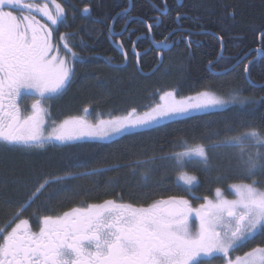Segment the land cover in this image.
I'll return each instance as SVG.
<instances>
[{"label":"snow or ice","instance_id":"obj_1","mask_svg":"<svg viewBox=\"0 0 264 264\" xmlns=\"http://www.w3.org/2000/svg\"><path fill=\"white\" fill-rule=\"evenodd\" d=\"M161 3L163 7H157V11L164 15L168 10L167 0ZM82 11L89 13L90 9L85 6ZM128 12V8L122 9V13ZM37 14L46 18V22L38 19ZM120 15L117 13L112 21ZM183 18L181 13H176V21ZM129 19L144 23L147 28V36H137L136 41L147 38L153 44L167 47L165 42L174 34L170 31L157 42L152 30L162 23L160 16L151 17V22L140 17ZM61 25H67V14L57 0H0V149L29 152L49 145L72 146L85 138L103 140L132 128H149L191 111L257 102L242 97L236 90L228 98L202 91L179 99L175 92L169 91L160 96L163 103L142 113L132 108L123 116L97 119L95 123L86 115H79L57 124L45 105L71 86L75 77L73 62H84L73 50L71 41L75 33H60L58 40L54 38ZM124 25L122 31L127 30V19ZM108 31L111 35V24ZM136 41H132V50L139 64ZM188 43L191 45L190 39ZM118 47L127 59L123 43ZM254 51L257 58L264 53V39ZM212 63L209 61L210 67ZM253 63L254 60H249L245 64L246 76ZM248 82L256 87L254 81ZM28 100L31 104L25 106ZM260 101L264 102V97ZM83 112L88 114L89 109L85 107ZM228 131L233 129L229 126ZM180 146L182 151L167 153L159 159L169 161L177 170V187L193 200L202 199L198 206L183 196L158 199L147 206L108 199L72 207L59 215L39 217L38 231H34L29 219L19 217L49 185L100 175L105 169L92 168L45 179L14 214L13 220L18 222L12 226L10 220L0 226V264H264L262 246L251 248L243 255H233L258 235L264 236V185L254 179L264 175V130L249 126L210 145L181 141ZM220 149L234 150L238 171L250 182L230 184L233 199H228L220 187L215 188L213 198L198 197L195 190L199 180L184 169L193 164L208 170L209 150ZM156 159V156L149 158ZM148 162L135 163L143 166ZM72 167L87 169V161L76 160ZM118 167L113 165L111 169ZM150 172L151 169L142 172L141 179L147 182Z\"/></svg>","mask_w":264,"mask_h":264},{"label":"trees","instance_id":"obj_2","mask_svg":"<svg viewBox=\"0 0 264 264\" xmlns=\"http://www.w3.org/2000/svg\"><path fill=\"white\" fill-rule=\"evenodd\" d=\"M151 4L161 7L160 0H132L130 12L115 20L114 29L122 30L127 19L128 23L132 21L127 31L135 28L138 36H145V24L129 17L150 21L156 13ZM167 4L169 12L162 18L160 28L153 32L155 40H162L177 28L175 16L179 12L184 17L179 24L186 31H176L191 33V50L186 47L187 39L180 42L181 47L168 54L164 64L156 70L154 51L143 56L137 65L130 51L135 37L130 35L123 42V49L127 52L125 59L109 35L108 25L112 17L128 8L129 0H93L90 18L76 13L75 37L71 43L84 62L75 61L71 86L48 102L51 119L62 121L77 116L85 107L103 117H115L132 108L141 111L149 104L154 105L158 94L169 91H179L180 95L186 96L202 91L223 94L236 90L241 96L254 98L257 102L174 120L110 143L51 146L34 153L0 149V226L13 220L20 206L45 179L92 168H104L105 171L100 175L49 185L20 216L33 211L66 208L81 201L117 199L139 206L170 196L186 197L189 194L176 185L177 170L169 161L159 159L160 156L182 151L181 141L210 145L249 126L264 130V102L260 101L264 97V88L251 87L244 73L245 64L257 57L254 49L261 46L258 38L264 33V0H167ZM81 6L78 3L77 7ZM219 39L223 44V56L212 65L211 71L209 61L215 62L221 52ZM149 45L146 38L138 42L137 49L145 51ZM245 57L233 71L224 75L213 74L229 70ZM249 78L256 85L264 84V57L250 65ZM229 126L233 131H228ZM153 156L157 159L150 161ZM209 157L208 170L193 164L184 169L199 180L196 196L213 198L217 187L227 191L230 184L250 182L238 171L234 150H209ZM76 160L87 161V169L72 167ZM138 160L149 162L138 166L135 163ZM113 165L120 167L113 170ZM148 169H151L150 179L145 182L141 173ZM254 179L264 185V175ZM257 246L264 247V236L258 235L243 251Z\"/></svg>","mask_w":264,"mask_h":264},{"label":"flooded vegetation","instance_id":"obj_3","mask_svg":"<svg viewBox=\"0 0 264 264\" xmlns=\"http://www.w3.org/2000/svg\"><path fill=\"white\" fill-rule=\"evenodd\" d=\"M145 1H149V0H145ZM161 1V0H160ZM37 2H43V0H37ZM57 2L58 3H60L63 7H64V9H65V12H66V14H67V25L65 26V25H61L60 27H59V32H57V33H54V38L56 39V40H58L59 39V34L60 33H69V32H71V33H75V29H76V13H79L78 15H80L81 17H83V18H90L91 16H92V2H93V0H57ZM78 3H80L82 6H81V8H78L77 7V5H78ZM87 3H90V5H86ZM152 5V4H151ZM51 8H53V10H54V6H52L51 4L49 5ZM85 6H88L89 7V9H90V12L89 13H83V9H84V7ZM154 8H155V15L154 16H160V19L162 20V18L163 17H165L167 14H168V12H169V6H168V10H167V12H166V14H164V15H160V13L157 11V7L156 6H154V5H152ZM163 7V4L161 3V8ZM120 13H122V12H120ZM17 15H19V13H17ZM124 15V14H123ZM120 16H122V15H120ZM120 16H118V17H120ZM118 17H117V19H118ZM37 18L38 19H41L42 20V22H46V18H42V17H40L38 14H37ZM132 22V21H131ZM130 22V23H131ZM149 22H151V20L149 21ZM175 22H176V24H177V28L174 30V31H176V30H178V29H180V30H182V31H186V30H184V29H182L181 28V26H180V24H179V21H176L175 20ZM130 23H128V25H130ZM133 23H135L134 21H133ZM128 25H127V27H128ZM160 26H161V24H160ZM160 26L159 27H154L153 28V30H152V32H155L156 30H158L159 28H160ZM125 27V26H124ZM124 27H123V29H124ZM128 29V28H127ZM132 30H135V28H133ZM132 30H130V31H127V30H124V31H122V30H120V29H114V26H113V31H112V34L110 35V37H112V39H114L115 40V44L117 45V47H118V44L120 43V42H124V40L126 39V38H129V36H130V32H131V36L132 37H135V40H136V38H137V36H138V32L135 30V31H132ZM180 32V31H176V32H174V34L173 35H171L170 37H169V39L166 41V44L168 45V46H171V49H170V51L169 52H163V51H157L155 48H154V46H153V43H152V41H151V39H149V43H150V45H149V47L145 50V51H139L138 49H137V46H136V50H137V52L138 53H145L143 56H145V55H147L148 53H150V52H152V51H154V53L157 55V64H156V66H155V69L154 70H156L157 68H159V67H161L163 64H164V61H165V58H166V56L168 55V54H171L173 51H176L178 48H180L181 47V45H180V42H182V41H185L186 39V47L188 48V49H190L191 50V48H190V45H189V43H188V40L192 37L191 35H190V37H189V34L187 33V32ZM121 32H123V34L121 35V36H119V34L121 33ZM146 32H147V28H146ZM169 34V33H168ZM167 34V35H168ZM166 35V34H165ZM166 35V36H167ZM141 36H143V35H141ZM145 36H147V34H145ZM75 37V36H74ZM195 37H200V36H195ZM146 39V38H145ZM145 39H142V40H145ZM192 39V38H191ZM190 39V40H191ZM134 40V41H135ZM141 41V40H140ZM157 42H159V41H157ZM157 44H159V43H157ZM132 48V47H131ZM131 51V50H130ZM62 54H63V52H62ZM160 54H162V62L160 63V61H159V57H160ZM134 58H135V61H136V64H137V59H136V57L134 56V55H132ZM143 56H141L140 58H139V63H140V59L143 57ZM209 70H211L212 71V66H211V68L209 69ZM215 73V72H214ZM213 73V74H214ZM179 92V91H178ZM176 93V92H175ZM176 95H177V93H176ZM193 95H195V94H193ZM30 104H31V100H28V101H26L25 102V106H30ZM52 120H55V119H52ZM224 191V190H223ZM224 193H225V196L227 197L228 196V192L227 191H224ZM184 198H186V199H189L192 203H193V206H198L199 205V203H202L203 201H202V199L201 200H193L192 199V196L191 195H188V196H186V197H184ZM106 200H108V199H106ZM113 200H117V199H113ZM104 200H102V201H94V202H84V201H81V202H79L78 204H75V205H70V206H68V207H66V208H52V209H50L49 211H47V212H39V211H33L31 214H25V215H23V216H20L19 217V219H29V221H30V224H31V226H32V228H33V230L34 231H38V218L39 217H42V216H44V215H53V216H55V215H59V214H61L62 212H64V211H67V210H70L72 207H77V206H79V207H85V206H87V204H89V203H102ZM117 201H120V200H117ZM143 206H147V205H143ZM16 222H18V219H15L14 220V223H16ZM12 226H14V224L12 225ZM9 230H10V228H9ZM243 249L244 248H242V249H240L238 252H236V253H234L233 255H243V253L244 252H246V250L245 251H243Z\"/></svg>","mask_w":264,"mask_h":264},{"label":"rangeland","instance_id":"obj_4","mask_svg":"<svg viewBox=\"0 0 264 264\" xmlns=\"http://www.w3.org/2000/svg\"><path fill=\"white\" fill-rule=\"evenodd\" d=\"M74 63V65H75V61L73 62ZM232 91H229V92H223V94H218V93H216V92H214V93H216L217 95H220V96H222V97H224V98H228V96H229V94L231 93ZM177 93V95H176V98L177 99H179V98H182V97H188V96H195V95H184V94H182V95H180V92H176ZM162 95H164V93H162V94H158V100L155 102V104H158V103H163V101H161L160 100V96H162ZM243 97V96H242ZM155 104L154 105H148L145 109H143V110H141V111H138V112H140V113H142V112H144V111H147V110H149V108H151V107H153V106H155ZM46 107H48L49 106V104H47V105H45ZM233 106H241V105H239V104H230V105H228V106H226V107H224V108H214V109H207V110H205V111H191V112H189V113H187V114H185V115H182V116H178V117H175V118H173L172 120H162V121H160L158 124H154V125H152L151 127H149V128H132V129H129V130H127L126 132H123V133H121V134H118V135H112V136H110V137H108V138H105V139H103V140H99V139H88V138H85L84 140H82V141H76V142H73V144H75V143H83V142H98V143H110V142H112V141H115V140H117V139H119V138H121V137H123V136H125V135H129V134H131V133H136V132H140V131H145V130H149V129H153V128H155V127H157V126H160V125H163V124H166V123H168V122H171V121H174V120H183V119H187V118H190V117H193V116H196V115H202V114H207V113H211V112H217V111H224V110H226V109H228V108H231V107H233ZM244 106V105H243ZM130 111V110H129ZM128 112V111H127ZM127 112H125L124 114H121V115H118V116H123V115H125ZM79 115H86L87 116V119L89 120V121H91L92 123H95L96 121H97V119H110V118H112V117H103L102 115H100V114H93L90 110H89V113L88 114H85L84 112H82V113H80ZM79 115H77V116H79ZM71 117V116H70ZM68 117H66L65 119H67ZM60 121H56V123L58 124ZM59 146H64V145H59ZM48 147H51L50 145L49 146H47L46 148H48ZM45 149V148H44ZM41 150H43V149H37V150H33V151H29V152H27V153H34V152H39V151H41ZM227 192L229 193L228 194V196H227V198L228 199H233V198H235L234 197V195H232L231 193H230V190H229V188H228V190H227Z\"/></svg>","mask_w":264,"mask_h":264},{"label":"water","instance_id":"obj_5","mask_svg":"<svg viewBox=\"0 0 264 264\" xmlns=\"http://www.w3.org/2000/svg\"><path fill=\"white\" fill-rule=\"evenodd\" d=\"M131 6H132V0H129V7H128V9H129V12H130V10H131ZM128 12V13H129ZM124 13H121V15H123ZM118 17V16H117ZM117 17H116V19H117ZM115 19V20H116ZM115 22V21H114ZM114 22L112 21L111 22V25H112V31H113V25H114ZM123 34V32H121L120 34H119V36H121ZM144 37H146V36H144ZM142 39H145V38H142ZM141 39V40H142ZM220 40V39H219ZM136 41V40H135ZM140 41V40H139ZM139 41H136V46H137V44H138V42ZM220 42H221V52H220V54H219V56H218V58L216 59V61L215 62H213L212 63V65H214V64H216V63H218L220 60H221V58H222V56H223V44H222V41L220 40ZM166 43V42H165ZM258 43L259 44H261V35L259 36V38H258ZM153 46H154V48L157 50V51H163V52H169L170 51V49H171V46H168L167 45V47H165V45L164 44H153ZM136 52H137V50H136ZM255 52V51H254ZM256 53V52H255ZM131 54L132 55H134L133 54V50H132V48H131ZM145 53H139V58L141 57V56H143ZM257 54V53H256ZM135 57H136V59H137V56L136 55H134ZM163 56H162V54H160V57H159V61H160V63L162 62V58ZM264 57V53H262V54H260V56H259V58H255L254 59V61H256V60H259V59H261V58H263ZM246 59V57L245 58H242L240 61H238L232 68H230L229 70H227V71H225V72H221V73H214V75H224V74H226V73H228V72H231V71H233L234 69H236L244 60ZM138 65V64H137ZM211 65V66H212ZM250 67V66H249ZM211 67L210 66H208V69H210ZM245 77H246V80H247V83L249 84V73H248V75L246 76L245 75ZM255 88H257V89H261V88H264V84H262V85H256V87Z\"/></svg>","mask_w":264,"mask_h":264}]
</instances>
